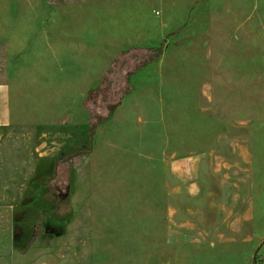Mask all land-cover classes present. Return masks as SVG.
I'll use <instances>...</instances> for the list:
<instances>
[{
  "label": "rangeland",
  "instance_id": "374dc122",
  "mask_svg": "<svg viewBox=\"0 0 264 264\" xmlns=\"http://www.w3.org/2000/svg\"><path fill=\"white\" fill-rule=\"evenodd\" d=\"M81 1L107 19L103 39L91 45L100 63L90 89L118 47L161 45L164 57L132 76L128 103L104 123L111 152L72 163L60 209L43 184L58 158L43 155L39 170L37 155H21L25 164L12 167L14 142L0 132V264H230L236 252L212 248L194 230L195 212L209 222L210 196L174 202L162 182H195L196 160L198 182H210L216 158L222 173L237 158L230 178L252 182L253 193L264 182V0ZM179 166L185 178L173 174Z\"/></svg>",
  "mask_w": 264,
  "mask_h": 264
},
{
  "label": "crops",
  "instance_id": "0c3cea01",
  "mask_svg": "<svg viewBox=\"0 0 264 264\" xmlns=\"http://www.w3.org/2000/svg\"><path fill=\"white\" fill-rule=\"evenodd\" d=\"M90 17L97 25L94 31H91ZM106 23L104 15L91 16L81 0L76 3L71 0H0V132L14 142L12 160L9 157L7 161L12 167L22 162L19 161L21 155L34 154L37 159H33L32 164L41 170L43 155L53 157L54 161L70 150L89 145L88 118L82 102L91 87V67L100 63L97 58L91 59V45L96 46L93 39L101 42ZM163 29L162 25L160 36ZM133 44L136 43H130ZM118 49L120 52L123 48ZM115 50L97 72L94 84L96 78L105 73L102 71L111 57L116 56ZM163 57L164 54L156 61ZM128 101H123L115 116ZM140 123L144 124L141 119ZM143 126L146 128L145 124ZM107 127H102L91 153L81 161L93 158L100 148L111 152L105 149L114 147L106 141ZM2 144H5L4 138L0 146ZM246 159L247 156L241 157L242 161ZM215 160L216 169L211 172L210 182H198L199 162L196 160L195 182H162L164 194L179 203L206 192L205 196H210L209 222L203 223L204 214L195 212L194 230L209 237L212 248L223 247L236 252L226 263H240L242 256L243 264H252L253 259L254 264H264V182H257L253 193L252 182H234L230 178L229 172L235 169L237 158L231 159L232 165L230 159L224 164L225 173H222L223 164ZM173 174L180 179L186 177L181 166L173 170ZM238 184H241V196ZM172 214L174 217L182 213L173 211Z\"/></svg>",
  "mask_w": 264,
  "mask_h": 264
},
{
  "label": "trees",
  "instance_id": "16d2710c",
  "mask_svg": "<svg viewBox=\"0 0 264 264\" xmlns=\"http://www.w3.org/2000/svg\"><path fill=\"white\" fill-rule=\"evenodd\" d=\"M161 54V45L157 48L136 46L122 49L114 57L102 79L94 88L87 92L82 102V109L88 117L87 125L89 135L92 137L91 140L99 133L104 123L112 117L123 99L135 90L131 84L132 76L153 64ZM114 76H117L116 78L119 79L116 81L120 82V87L115 92L113 91L114 84L111 79ZM91 142H89L88 146L70 150L59 157L54 164L51 175L45 179L43 183L44 188L52 196L55 209H60L62 206L68 204L70 167L75 160L81 159L91 153ZM60 166L66 167L63 178L59 177ZM59 179L61 180L58 181ZM55 182H63V191L59 190V186ZM36 234L37 232L35 231L33 237ZM254 263L253 259L252 264Z\"/></svg>",
  "mask_w": 264,
  "mask_h": 264
},
{
  "label": "flooded vegetation",
  "instance_id": "af4514ba",
  "mask_svg": "<svg viewBox=\"0 0 264 264\" xmlns=\"http://www.w3.org/2000/svg\"><path fill=\"white\" fill-rule=\"evenodd\" d=\"M53 203H54V201H53ZM55 207V206H54Z\"/></svg>",
  "mask_w": 264,
  "mask_h": 264
}]
</instances>
